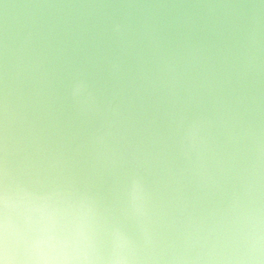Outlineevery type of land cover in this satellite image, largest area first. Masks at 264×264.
<instances>
[{"label": "clouds", "instance_id": "9594fccd", "mask_svg": "<svg viewBox=\"0 0 264 264\" xmlns=\"http://www.w3.org/2000/svg\"><path fill=\"white\" fill-rule=\"evenodd\" d=\"M0 264H264V0H0Z\"/></svg>", "mask_w": 264, "mask_h": 264}]
</instances>
